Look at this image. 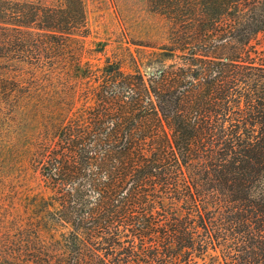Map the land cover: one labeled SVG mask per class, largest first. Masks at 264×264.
<instances>
[{"label": "trees", "instance_id": "trees-1", "mask_svg": "<svg viewBox=\"0 0 264 264\" xmlns=\"http://www.w3.org/2000/svg\"><path fill=\"white\" fill-rule=\"evenodd\" d=\"M149 2L145 72L0 0V264H264V0Z\"/></svg>", "mask_w": 264, "mask_h": 264}, {"label": "rangeland", "instance_id": "rangeland-1", "mask_svg": "<svg viewBox=\"0 0 264 264\" xmlns=\"http://www.w3.org/2000/svg\"><path fill=\"white\" fill-rule=\"evenodd\" d=\"M83 5L89 28L84 43L103 48V52L93 53L92 61L101 64L105 57L118 59L124 70L131 71V53L139 68L148 72L140 62L162 41L164 30V20L154 14L149 0H83Z\"/></svg>", "mask_w": 264, "mask_h": 264}]
</instances>
